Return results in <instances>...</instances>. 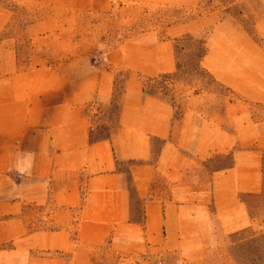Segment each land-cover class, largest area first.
Returning a JSON list of instances; mask_svg holds the SVG:
<instances>
[{"label": "crops", "instance_id": "1", "mask_svg": "<svg viewBox=\"0 0 264 264\" xmlns=\"http://www.w3.org/2000/svg\"><path fill=\"white\" fill-rule=\"evenodd\" d=\"M50 8L14 36L0 4V264H142L154 252L198 261L218 242L260 228L246 198L262 191L264 0H245L249 28L198 16L110 44L98 16L195 10L202 0H16ZM123 17L122 15H120ZM97 20V21H96ZM86 22V23H84ZM208 31L200 66L230 96L146 93L177 70L174 42ZM125 73L117 126L93 139L88 112Z\"/></svg>", "mask_w": 264, "mask_h": 264}, {"label": "rangeland", "instance_id": "2", "mask_svg": "<svg viewBox=\"0 0 264 264\" xmlns=\"http://www.w3.org/2000/svg\"><path fill=\"white\" fill-rule=\"evenodd\" d=\"M245 0H202L195 10H183L174 7L142 8L135 13L139 16L136 25L131 19L133 12L118 13L112 17L98 16L99 22L105 29L104 38L109 43L127 39L138 31L156 29L162 31L172 24L187 23L198 16L215 14L222 19H230L249 28L255 18V13L246 9ZM0 4L13 12V18L3 31L4 37L14 36L20 45V52L26 55V37L22 30L36 18L51 16L50 8L34 7L26 9L16 0H0ZM122 15L123 17H121ZM86 23V22H84ZM208 31L198 35H184L175 40V55L177 70L173 75L157 82H145L146 93H154L168 99H174L176 107L182 109L186 99L201 95L206 107L222 108L230 96L229 92L217 84L211 76L202 69L200 60L205 53L206 36ZM125 73L116 76L114 94L109 102H103L96 112H88L92 126V138H104L112 134L117 126L119 98ZM253 118L264 119V107L252 106ZM248 210L260 228L255 231H244L228 237L221 236L208 253L198 261H186L179 252H154L142 257V264H264V241L251 239V234L264 233V163L262 165V191L255 197L246 198Z\"/></svg>", "mask_w": 264, "mask_h": 264}, {"label": "trees", "instance_id": "3", "mask_svg": "<svg viewBox=\"0 0 264 264\" xmlns=\"http://www.w3.org/2000/svg\"><path fill=\"white\" fill-rule=\"evenodd\" d=\"M168 76H161L157 79H150V80H147L146 82H157L158 80H161V79H165L167 78ZM151 94H154V93H151ZM251 239H260V240H263L264 241V233H261V234H258V235H255V234H251Z\"/></svg>", "mask_w": 264, "mask_h": 264}]
</instances>
